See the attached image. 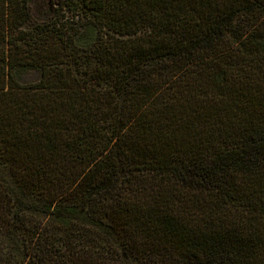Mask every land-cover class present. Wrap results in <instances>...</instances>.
Instances as JSON below:
<instances>
[{"label": "trees", "instance_id": "16d2710c", "mask_svg": "<svg viewBox=\"0 0 264 264\" xmlns=\"http://www.w3.org/2000/svg\"><path fill=\"white\" fill-rule=\"evenodd\" d=\"M0 264H264V0H0Z\"/></svg>", "mask_w": 264, "mask_h": 264}, {"label": "rangeland", "instance_id": "374dc122", "mask_svg": "<svg viewBox=\"0 0 264 264\" xmlns=\"http://www.w3.org/2000/svg\"><path fill=\"white\" fill-rule=\"evenodd\" d=\"M30 9L36 21H45L50 14V0H30ZM38 78L39 73L34 69L26 70L19 77L22 83H33Z\"/></svg>", "mask_w": 264, "mask_h": 264}]
</instances>
